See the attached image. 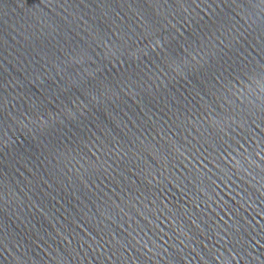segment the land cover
Returning a JSON list of instances; mask_svg holds the SVG:
<instances>
[{
  "label": "water",
  "instance_id": "1",
  "mask_svg": "<svg viewBox=\"0 0 264 264\" xmlns=\"http://www.w3.org/2000/svg\"><path fill=\"white\" fill-rule=\"evenodd\" d=\"M0 264H264V0H0Z\"/></svg>",
  "mask_w": 264,
  "mask_h": 264
}]
</instances>
